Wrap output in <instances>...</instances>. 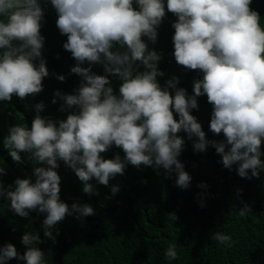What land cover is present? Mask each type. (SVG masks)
<instances>
[{
    "label": "clouds",
    "instance_id": "clouds-1",
    "mask_svg": "<svg viewBox=\"0 0 264 264\" xmlns=\"http://www.w3.org/2000/svg\"><path fill=\"white\" fill-rule=\"evenodd\" d=\"M50 2L61 34L67 35L63 48L76 61L70 71L81 81L72 93L57 90L53 96V103L57 97L63 101L60 111L67 112L65 119L41 115L45 108L41 101L35 105L30 127L17 123L9 128L4 144L10 156L20 162L23 152L34 166L32 175L18 176L6 187L0 180V198L13 213L44 214L43 235L53 242L54 229L58 234L56 225L66 215L94 214L90 203L69 206L60 198L61 161L75 172L82 191L89 195L96 192L93 181L109 186L128 164L163 169L165 176L174 173L175 183L188 188L192 176L179 159L185 144L178 135L181 131L192 140L194 151L204 152L212 145L225 168L236 165L241 177L260 176L264 171V26L259 12L250 7L252 0ZM166 11L177 17L172 24V55L185 68L199 70L191 94L178 86L175 75L163 85L157 79L164 75L158 67L162 57L149 42H156ZM43 20L38 0H0V101H10L13 94L23 100L42 91V80L49 75L42 55ZM97 63L103 66V74L92 71ZM53 75L65 80L62 74ZM113 78L121 81L118 91L112 86ZM205 94L212 105L209 129L223 133L220 140L208 139L192 114L199 107L197 98ZM113 145L123 150V157L102 155ZM5 172L0 166V174ZM199 186L207 187L204 182ZM110 188L112 194L119 191L117 184ZM251 212L245 203L239 215ZM210 239L226 247L233 244L232 236L220 230L212 232ZM21 242L23 253L11 242L0 245V264L12 258L24 264H46L45 253L37 246L42 242L39 231H25ZM176 249L175 241L169 243L164 253L169 262L178 257Z\"/></svg>",
    "mask_w": 264,
    "mask_h": 264
},
{
    "label": "trees",
    "instance_id": "trees-1",
    "mask_svg": "<svg viewBox=\"0 0 264 264\" xmlns=\"http://www.w3.org/2000/svg\"><path fill=\"white\" fill-rule=\"evenodd\" d=\"M38 2L44 13L40 31L45 37L42 55L49 75L42 80L44 87L40 93L29 94L23 100L13 94L10 101H0V166L6 169L0 174V180L5 187L18 176L32 175L34 167L23 152L20 162L10 156L4 144L9 128L17 123L30 127L36 113L35 105L41 101L45 104L41 115L65 119L67 112L60 111L63 101L57 97L53 103V96L57 90L72 93L81 81L78 74L70 71L76 61L71 52L63 48L67 35L61 34L56 24L55 7L50 0ZM250 7L259 12L264 26V0H252ZM176 19L172 12L166 11L157 40L154 44L149 42V47L162 57L158 63L164 72L163 76L157 77L160 83L163 85L175 75L179 77L178 86L191 94L199 70L185 68L172 55V24ZM92 71L103 74V66L94 64ZM53 73L64 75L65 80L57 79ZM120 83L118 79H112L115 91ZM197 100L199 107L193 109L192 114L201 123L208 139H222L223 133L214 134L209 129L212 105L207 95L199 96ZM174 118L178 119L175 112ZM178 135L185 139L179 159L192 176L188 188L175 183L174 173L165 176L163 169L158 172L152 166L138 168L128 164L123 174L110 180V185H119L116 194L111 193L110 185L93 181L96 192L89 195L82 191V182L75 172L61 161L57 169L61 176L60 198L69 206L73 202L90 203L94 214L83 218L66 215L56 225L58 234L54 229L53 242L43 235L44 214L31 211L28 217H20L0 198V245L11 242L23 253V233L39 231L42 242L37 246L44 251L46 264H264V171L259 177H241L236 165L232 169L223 166L212 145L204 152L194 151L187 134L181 131ZM261 149L264 151V142ZM116 153L124 156L123 150L115 145L102 155L112 158ZM201 182L207 187L201 188ZM245 203L252 212L241 217L239 210ZM256 219L260 222L256 223ZM217 230L232 236L231 247L210 239L211 233ZM173 241L177 243L178 257L169 262L164 253ZM7 264L24 262L12 258Z\"/></svg>",
    "mask_w": 264,
    "mask_h": 264
}]
</instances>
